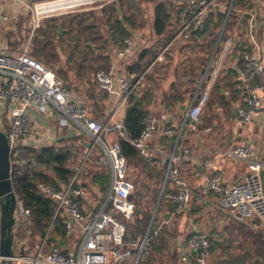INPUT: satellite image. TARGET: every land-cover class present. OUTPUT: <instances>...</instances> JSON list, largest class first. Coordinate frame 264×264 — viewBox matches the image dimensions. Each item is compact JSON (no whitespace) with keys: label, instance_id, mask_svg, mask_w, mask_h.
<instances>
[{"label":"built area","instance_id":"obj_1","mask_svg":"<svg viewBox=\"0 0 264 264\" xmlns=\"http://www.w3.org/2000/svg\"><path fill=\"white\" fill-rule=\"evenodd\" d=\"M56 1L60 0L33 2L37 16L32 14V33L26 35L25 42L19 44L14 52L0 46V124L6 120L10 127L8 135L11 169L13 171L20 163L25 162V159L21 158L24 151L22 139H38L42 134L37 123L26 115V109L36 108L46 113L57 111L62 125L75 122L88 130L96 143L102 145L112 167V190L109 194V204L100 209L93 210L82 205L80 198L86 191L78 184V179L83 162L90 153L89 149L86 150L81 165L74 168L67 182H60L57 186L39 183L41 192L55 202L53 219L57 216L63 217L67 245L48 246L47 233L34 245L27 244L23 254H16L13 264H139L140 260L151 255V229L157 208L145 235L141 239L127 238L128 223L136 210V204L130 197L135 185L128 175L129 162L122 153L121 138L137 148L152 166L163 168L161 197L176 202L178 212L185 211L190 197L196 194L232 222L264 233V139L259 143L253 139L232 144L220 150L222 155L245 162L244 176L234 182L228 180L221 171H213V161L209 155L202 156L199 165L193 170V177L204 176L198 190L193 188L181 170V165L192 159V148L180 143L183 142L189 127L197 128L201 124V116L208 105L211 90L219 77L227 74L223 72L229 68L225 66L228 56H234L231 66L237 70L241 81V91L235 102L240 123L247 125L261 118L264 121L261 0L254 5L252 0H246L243 7L236 8L235 31L222 37L224 27L220 30L209 65L180 123L168 121L161 125L153 113L148 111L143 130L136 139L128 137L127 129L119 115L127 106L130 97L144 85L146 70L141 74L125 70L122 75L114 78L117 61L136 49L134 32L116 46L109 68H99L94 73L98 87L112 97L110 111L101 119L89 115L87 107L76 98L71 84L62 79L54 67L35 57L31 50L34 30L39 26L37 20L41 17L93 9L96 4L103 7L118 0H94L64 12L57 11L39 17V6ZM177 1L185 8L188 16L173 40L178 37L188 39L194 31L204 29L206 19L220 8L228 9L226 23L233 10V0ZM6 20L8 16L0 5V25ZM225 93L230 94L228 90ZM109 133H114L116 139H108ZM166 136L175 138L172 148L166 149L161 144L152 147L148 145L150 140ZM170 187L173 188L171 192L167 191ZM15 212L16 219L32 230L31 211L19 196ZM153 229L157 234L158 229ZM186 243L187 251L193 254V264L210 262L211 238L207 230L193 229ZM188 259V254L183 253L180 257L182 263L188 262Z\"/></svg>","mask_w":264,"mask_h":264},{"label":"crops","instance_id":"obj_2","mask_svg":"<svg viewBox=\"0 0 264 264\" xmlns=\"http://www.w3.org/2000/svg\"><path fill=\"white\" fill-rule=\"evenodd\" d=\"M17 1L18 0H0V5L5 10V13L8 16V20L4 21L0 25V46L12 52L16 50L17 46H15L14 43H10L9 41L7 42L4 29H6L5 25L7 24V22H10V14L16 13V8L18 6ZM166 1L170 2V6L172 5L170 8V14L172 15V18L167 31L162 35H158L153 25L155 15L154 7L150 12H147V8H144V19H146V23L144 24V26L131 29V32L135 33V37L137 40L136 49L125 58L119 59L117 61L114 74V78L116 79L119 75H122L125 70H130V67L137 62L139 54L143 49H149L151 47L157 49V55L155 59L146 69L144 85L139 89V91L135 93V96L142 97L143 95H150V101L147 104V109L148 111L153 113V115L157 118L158 123L161 125L166 124L168 121L180 123L183 112L181 111L179 105L182 103H177L175 107H167L166 100L167 98L173 96L176 91H178L182 95H185V100L189 98L191 94L196 92L203 73L206 71L209 65L210 57L218 42V39L214 42V35L212 34L201 35L203 29L194 31L191 37L188 39L178 37L177 39L173 40L181 25L186 20L188 13L186 12L184 7H181L178 4L177 0ZM21 2V6L24 7L25 4L29 2V0H23ZM252 2V5H254L255 3H260V0H252ZM147 3L148 5H150L151 2L147 1ZM260 5L261 41L264 46L263 0H261ZM243 6L244 5L240 7ZM219 10H222V8H220ZM219 10L217 9L215 11ZM232 25L233 26L229 30V33L235 31V18ZM8 40L13 42L11 38H8ZM118 44L112 41H108L105 48L103 49L104 54L109 58V66L111 62V56ZM233 57L234 56H228L226 58L225 66L229 68L227 69L228 71L223 72V74L228 73L230 69H234L231 66V59ZM94 73L95 72L91 73L90 79H83L84 84L75 85L76 87L78 86L77 88L74 87L73 84L71 86L74 89L76 98L80 101L81 104L87 107L88 114L94 118L101 119L110 111L112 97H110L108 93L98 87V84L94 77ZM178 78L180 79L178 80ZM184 78H187L186 82L184 81ZM189 86L194 88V92L191 93L190 91H188ZM78 89H80V91H78ZM222 90L224 91L223 94L225 95L226 99H228L230 94L227 95L225 93L228 89ZM212 91L213 89L210 92L208 104L210 101V97L212 96ZM233 103L231 104V107L226 105L214 104L212 108L215 118L210 122V124H208V126L202 127L205 119L204 116L209 110V107L207 105L201 116V124L197 128L189 127L186 130V135L183 139V142H180L182 143V145H186L192 148V159L183 163L181 165V170L183 171L184 176L188 178L193 188H195V190H198L204 181L203 175L193 177V170L196 166L199 165L198 163L202 156L209 155L213 161V171H221L228 180L234 182L244 176L246 171L245 162L222 155L220 150L223 148H227L232 144H239L246 141H251L253 139L256 140L257 143H259L264 137V135H262V130L264 129L263 118H261L262 121L261 119H257L254 123L251 124H241L238 117L233 116ZM94 107L100 109V112H97L96 108L94 109ZM125 110L126 107L121 111V114L119 115V118L121 120L123 119ZM26 115L31 117L37 123L42 134L38 139H22V146H30L36 148L54 146L57 148L70 145L72 149H76L77 146H81L83 148V153L81 152L80 156L77 158V161L71 165L72 172L76 166L81 165L85 152L87 149H89L90 153L87 160L83 162L78 179V184L83 186L86 191V193L80 198V201L84 207L91 208L93 210H98L102 206L109 204L108 199L110 188L107 192L103 191L101 186L93 181V177L95 175H101L102 173L107 172L110 176L111 187V163L104 154L102 145L95 142L91 133L72 121L67 125H62L60 123L59 113L57 111L46 113L36 108H28L26 109ZM260 127L261 138L258 135V133H260ZM107 138L116 139V135L114 133H109L107 135ZM174 143V137L166 136L159 139H152L148 142V145L152 147L161 144L166 149H170L172 148ZM147 163L148 167L139 168V170L137 171V178L135 179V181H133L135 185L134 190H136L137 195L142 194L141 192L143 190V187H146L147 190H150L152 192V194L154 195L152 200L156 201L154 205V211L157 208L155 224L158 225L159 228H167L168 232L174 231L173 240H169V242L167 243V249L169 250V253L173 254L171 255L172 258L176 257V259H174V261H167L164 258L161 263L193 264V254L188 252L186 249V242L189 238V234L195 228H203L207 230L205 224L206 217L202 216V219H198L194 216L195 210L206 206L217 210L221 214L223 213L213 206L209 205L205 199L200 198L196 194H193L190 197L185 211L178 212V206L176 202L168 201L161 197L163 168H156L152 166L148 161ZM167 191L171 192L173 191V188L170 187L167 189ZM136 194L135 192H133L131 195L134 199V202L135 196H137ZM148 198V196L145 197V199H147V203H149ZM17 221L18 220L16 219V224L14 227L15 239L20 243L26 241L27 244L32 245L33 243L27 240V238L29 237L27 236V234L30 235L33 231L30 230V228L26 229V226L24 225L19 226V224H17ZM211 226L214 227L216 226V224H211ZM183 253L188 254L189 257L188 262L186 263H182L180 260V257Z\"/></svg>","mask_w":264,"mask_h":264},{"label":"trees","instance_id":"obj_3","mask_svg":"<svg viewBox=\"0 0 264 264\" xmlns=\"http://www.w3.org/2000/svg\"><path fill=\"white\" fill-rule=\"evenodd\" d=\"M147 1L154 3L153 25L156 33L162 35L167 31L172 18L170 2L166 0H118L103 6L100 12L94 10L82 13L75 12L68 16L48 19L45 24L36 30L33 36L32 54L50 66L64 58L66 68L62 67L56 71L67 82L70 80L80 81L84 78L90 79L92 72H96L101 67L104 69L109 67V58L103 52L108 41L121 43L131 33V29L144 26L146 23L144 6L146 7ZM244 4L245 0H233V10L226 23L228 9L214 11L206 19L201 35H216L214 37L215 42L220 36V31L217 29L221 30L224 27L222 37H226L233 26L236 8ZM117 5L120 6V13H118ZM89 14L93 15L92 20H87L83 16ZM59 20L66 29L63 34L58 33ZM77 28L78 32L76 33L74 30H77ZM68 34H70L68 45L64 48L62 41L66 40H63V37ZM98 42L101 43L98 44ZM94 51L97 54H94ZM156 55L157 49L155 48L143 49L137 62L130 67V70L137 74L143 73L153 62ZM240 64L242 65V62ZM238 77V72L235 69H230L227 74L220 77L212 91L215 104L231 107V104L237 101L241 91L239 87L241 81ZM222 89L229 90L230 96L228 99H226ZM188 91L192 93L194 88L189 86ZM149 101L150 95L136 97L133 94L130 97L122 119L130 139H136L140 136L148 112L147 104ZM183 102H185V95L176 91L173 96L167 98L166 106L175 107L177 103ZM2 127L9 132L10 127L6 120H3ZM120 144L122 153L129 164H133L135 167H139L141 164L142 168L148 167L145 158L128 140L121 138ZM23 147L24 151L21 158L25 159V162L20 163L17 168L13 169L12 185L17 196L23 200L25 206L31 211L32 235L42 240L48 233V246L57 244L65 247L67 237L63 217L57 216L53 219L55 202L50 196L41 192L39 183L43 182L57 186L60 182H67L72 175L71 160L74 156V150L70 145L57 148L54 146ZM93 181L98 183L105 192L110 188V176L107 172L95 175ZM131 198L133 199L132 196ZM151 217V209L148 206L142 210H135L133 218L128 223L127 238L141 239L149 228ZM246 232L251 237L258 236L251 230ZM151 234L152 245H155V238L158 233L155 234L152 228ZM261 241L260 255L262 256L264 254V240L261 239ZM149 257L140 260L139 264H150ZM246 257L247 255L239 259L237 264H242ZM254 264L263 263L256 260Z\"/></svg>","mask_w":264,"mask_h":264},{"label":"rangeland","instance_id":"obj_4","mask_svg":"<svg viewBox=\"0 0 264 264\" xmlns=\"http://www.w3.org/2000/svg\"><path fill=\"white\" fill-rule=\"evenodd\" d=\"M21 1H23V0H21ZM21 1H19V0L17 1L18 6L16 8V13L13 14L10 12L11 13L10 14L11 15L10 16V22L9 21L7 22V24L5 25L6 29H4L5 33H6L5 37L7 39V42L9 41L10 43H14L15 46H18L19 44L22 45L26 40L25 39L26 35L32 33V30L34 28L33 23H32V14H35L37 16L36 10L32 5V3L37 1V0H29V2H27L28 5H25L24 7L21 6V3H22ZM225 1H227V0H225ZM93 5H95V4H93ZM95 6L96 7L93 9H84V10L71 11V12L66 11L68 13L57 14L54 16L41 17L39 20H37L39 26L34 30V34H35L36 30L39 27H41L43 24H45L47 22V20L50 18L59 17V16H68L70 14H74L75 12L82 13V12H90L93 10L100 12V9L102 7H100L99 4H96ZM104 6H106V5H104ZM171 6H170V8H171ZM153 7H154V3H150V5H148V3H147L146 7L144 6V8H147L146 9L147 12L152 11ZM83 16H85L87 18V20H92L94 18L93 15H91V14L83 15ZM65 30L66 29L62 25V30L59 31V28H58V33L63 34V33H65ZM74 31L77 33L78 28H77V30H74ZM69 37H70V34L64 35V37H63L64 38L63 40H66V41H62L64 48H66L68 45L67 42L69 40ZM214 37H216V35H214ZM8 38H11L13 40V42L8 40ZM100 43L101 42H98V44H100ZM32 48H33V39H32L31 50H33ZM209 48H210V46H209ZM94 54H97V53H95V51H94ZM63 59H61V61H57L56 63H54L52 67H54L57 71H58V69H61L62 67L66 68L65 60H63ZM228 59H230V58H228ZM179 71H181V70H179ZM179 79L180 78H178V80ZM184 79H185L184 81L186 82L187 78H184ZM83 81L84 80H80V81L70 80L71 83L70 82H68V83H70L71 85L73 84L74 87H76L75 85L84 84ZM190 85H192V84H190ZM78 91H80V89H78ZM90 91H92V90H90ZM214 104H215V100L211 96L209 104H208L209 110L207 111V113L204 116L205 119H204V123L202 124V127L208 126V124H210V122L215 118V115L213 114V108H212V106ZM95 108H96L97 112H100V109H98L97 107H94V109ZM216 117H218V116H216ZM259 131H260V133H258V135L261 138V127H260ZM262 135H264V129L262 130ZM263 139H264V137H263ZM60 143H62V142H60ZM73 149H75V148H73ZM82 150H83V148L81 146L76 147V149L74 150V156L71 160V165L77 161V158L80 156V153L82 152ZM139 168H142V164L139 167H135V166H133V164H129V175H130V179L132 181H135V179L137 178V175H138L137 171L139 170ZM133 192H135V194L137 193L136 190H134ZM141 193L142 194L138 195V197L135 196L136 210L137 209L142 210L146 206H148V207L151 206L149 208L151 209V216H152L151 221H152L153 212H154V205L156 202V201L152 200L154 195L152 194V192L150 190H147L146 187H143V190ZM142 196H144V197H142ZM146 196L149 197L148 198L149 203H147V199H145ZM156 199H157V197H156ZM194 216L197 217L198 219H202V216L206 217L205 218L206 219L205 224L207 227V231L211 236L210 237L211 238V259H210V262L212 264H237L239 262V259L243 258L245 255H247V257L243 260L242 264H254V262L256 260H258V261H260V263L262 262L264 264V254L262 256L260 255V253H261L260 248H261V244H262L261 239L264 240V233L263 232L261 233L255 229L247 226V225H242L240 223L232 222L231 220H229L226 216H224L223 214H221L217 210H214V209L206 207V206H203L199 209H196L194 212ZM155 222H156V218H155ZM155 222H153L152 228H157L159 232H158V236L155 238V245L152 246L151 255L148 258L149 263L150 264H162L161 262L164 260V258L167 261H174V259H176V257L172 258L171 255H173V254L169 253L168 252L169 250L167 249V243L169 242V240H173V236H174L173 232L174 231L168 232V229L165 227L159 228V226L156 225ZM17 224H19V226L22 225V223L20 221H17ZM211 224H216V226L213 227V226H211ZM26 229H27V227H26ZM247 230H251V231L255 232L258 236H260L259 237L260 239L258 238V236L257 237L256 236L251 237V236L247 235L246 234ZM27 236H29L27 238V240L32 242L33 243L32 245H34L35 242L40 241L38 239V237H36V236L34 237L32 235V233L30 235L27 234ZM168 248H169V246H168ZM16 252H19V245L16 246Z\"/></svg>","mask_w":264,"mask_h":264},{"label":"water","instance_id":"obj_5","mask_svg":"<svg viewBox=\"0 0 264 264\" xmlns=\"http://www.w3.org/2000/svg\"><path fill=\"white\" fill-rule=\"evenodd\" d=\"M118 13H120V6ZM59 31L62 30V22H58ZM189 98L179 105L181 111L186 113L192 98ZM233 116H238V110L233 103ZM10 141L8 132L0 124V264H13V258L16 254H23L27 245L26 241L20 242L15 239L14 227L16 224V202L17 194L12 185V169L10 156ZM112 190V186L110 187ZM131 197V196H130ZM19 245V252H16V246ZM208 264H212L209 262Z\"/></svg>","mask_w":264,"mask_h":264},{"label":"bare ground","instance_id":"obj_6","mask_svg":"<svg viewBox=\"0 0 264 264\" xmlns=\"http://www.w3.org/2000/svg\"><path fill=\"white\" fill-rule=\"evenodd\" d=\"M94 0H60L56 2L47 3L37 8V13L40 16L47 15L54 12H64L70 8H73L79 4L91 2Z\"/></svg>","mask_w":264,"mask_h":264}]
</instances>
